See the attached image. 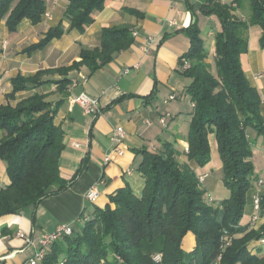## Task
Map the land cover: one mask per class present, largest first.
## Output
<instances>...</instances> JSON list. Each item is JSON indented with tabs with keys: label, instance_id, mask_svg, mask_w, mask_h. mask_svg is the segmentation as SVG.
<instances>
[{
	"label": "trees",
	"instance_id": "16d2710c",
	"mask_svg": "<svg viewBox=\"0 0 264 264\" xmlns=\"http://www.w3.org/2000/svg\"><path fill=\"white\" fill-rule=\"evenodd\" d=\"M249 1L247 20L236 16L237 8L223 0H209L206 5L207 13L215 15L221 25L215 32L214 62L197 19L185 29L191 46L182 58H188L191 65L182 74L194 102L186 155L198 166L208 164L209 135L215 134L230 191L221 207L205 200L198 175L179 162L180 150L168 142L163 152L142 151L139 170L145 187L141 195L129 186L119 189L110 204L97 207L71 235L55 241L41 264H59L62 255L64 264H264V245L259 242L264 223L255 228L251 221L243 222L248 192L255 182L249 129L264 137L262 98L241 61L251 25L261 27L264 48V0ZM105 2L69 0L65 16L71 28L84 32ZM188 6L192 8L189 0ZM46 10V0H0V25L6 19L8 29L16 31L26 18L33 24L42 21ZM64 33L60 22L27 51L44 47ZM132 39L128 27H106L101 45L83 48L80 59L71 65L11 79L7 103L0 104V159L6 161L10 178L0 189V218L36 207L69 185L60 173L65 133L56 121L64 99L53 103L38 88L55 83L66 95L70 79L44 75H66L84 65L96 71L112 61L114 53L128 48ZM261 208L264 212V198ZM189 233L195 236L191 251L184 246ZM158 254L160 260L155 259Z\"/></svg>",
	"mask_w": 264,
	"mask_h": 264
},
{
	"label": "crops",
	"instance_id": "0c3cea01",
	"mask_svg": "<svg viewBox=\"0 0 264 264\" xmlns=\"http://www.w3.org/2000/svg\"><path fill=\"white\" fill-rule=\"evenodd\" d=\"M189 2L192 8L188 6V0H106L104 8L94 12V21L84 32L72 29L65 16L69 0H46L52 18L44 17L37 24L26 18L16 31L8 29L6 19L2 21L0 104L7 103L6 93L12 89L13 77L18 74L31 76L40 70L71 65L80 59L83 48L101 45L106 27H128L133 39L128 48L114 53L113 60L96 71L84 65L66 75H44V78L70 79L66 95L58 90L55 83L38 88L48 93L47 100L53 103L64 99L56 121L65 133L60 173L69 185L45 197L36 207L30 206L18 214L0 218V264H27L32 257L35 249L26 245L18 235L20 230L38 242L44 233L55 230L60 224L78 229L85 217L92 216L97 207L104 208L110 204V197L125 186L141 195L145 187V178L139 170L142 151L163 152L168 142L180 150V163L188 164L198 176L207 175L202 187L206 196L213 199V204L221 207L222 203L216 204L213 195L221 189L224 177L215 134L209 135L211 161L208 164L198 166L186 155L194 102L187 93L188 81L181 66L182 56L191 46L185 29L195 18L210 52L215 49V32L221 25L215 15L207 13L209 0ZM223 2L233 4L237 8L234 13L239 18H249V0ZM60 22L65 29L61 37L31 53L27 51ZM261 36L260 26L249 27L248 48L241 55V61L251 84L261 95L264 116V48ZM82 92L99 99L101 111L96 116L86 114L76 102L75 98ZM171 95L175 97L172 99ZM162 117H166L165 123H161ZM118 125L126 131L125 151L122 155L112 153V160L106 163L105 155L111 150V136ZM248 134L252 139V159L258 164L254 181L261 179L264 182V137L254 129H249ZM2 136L3 131L0 130V138ZM9 183L7 163L0 159V189ZM94 183H98L100 192L96 202L86 197ZM254 193L252 187L247 196V222L255 212ZM262 193L264 195V184ZM263 223L264 212L261 210L258 224ZM191 239L189 236V247ZM186 244L185 238L184 246Z\"/></svg>",
	"mask_w": 264,
	"mask_h": 264
},
{
	"label": "built area",
	"instance_id": "2783aa9c",
	"mask_svg": "<svg viewBox=\"0 0 264 264\" xmlns=\"http://www.w3.org/2000/svg\"><path fill=\"white\" fill-rule=\"evenodd\" d=\"M44 17L51 19L52 13L50 10H46L44 13ZM137 34V32H135ZM191 65V61L188 58H182V70H186ZM174 95H171L170 98H174ZM76 102L81 105L84 112L88 115H94L96 116L98 113H100V102L99 99L93 96H90L86 92H82L75 98ZM150 124V121H147ZM166 122V117L161 118V123ZM126 137V131L122 125H118L113 130L111 140H112V147L109 153L105 155L104 161L106 163L110 162L112 160V153H117L119 155H122L125 151L124 148V139ZM79 145V144H77ZM130 173V171H128ZM206 174H201L198 176V179L200 182H203L206 178ZM263 180H258L255 182L253 188L255 189V193L253 195V203H254V209L255 212L252 214L251 223L252 225H255L258 223V220L260 219V212L262 210L261 204L262 200L264 198V195L262 193L263 188ZM99 187L98 183H94L89 188L88 192L86 193V197L92 201L96 202L99 197ZM210 201H213L212 198H210ZM90 216H87L84 218V220H88ZM73 233V228L69 224H60L55 230L44 233L36 242L34 239H32L28 234L20 230L18 232V235L25 240L26 245L34 247V253L32 257L28 260L27 264H41L43 259L45 258L46 254L49 252L51 246L53 243L60 238H62L65 235H71ZM260 244L264 245V236L259 240ZM156 260L161 259V254H158L155 256ZM59 264H64V261H59Z\"/></svg>",
	"mask_w": 264,
	"mask_h": 264
},
{
	"label": "rangeland",
	"instance_id": "374dc122",
	"mask_svg": "<svg viewBox=\"0 0 264 264\" xmlns=\"http://www.w3.org/2000/svg\"><path fill=\"white\" fill-rule=\"evenodd\" d=\"M206 30L208 31V27L206 28ZM214 58H215V49L214 50H211V52H210V61L211 62H214ZM213 71H214V69H213ZM39 90V89H38ZM41 91V90H40ZM41 92H43V91H41ZM13 104H16V101H14V102H12ZM252 158H253V155H252ZM252 162H253V164H254V174H256V173H258V164L255 162V160H253L252 159ZM205 181V180H204ZM204 181L203 182H200V180H199V182H200V184H201V186H202V184L204 183ZM229 194H230V191H229V189L226 187V184H225V180H224V177H223V179L221 180V189H219L218 190V192H216V193H214L213 195H214V200H216V204H218V203H222V201L225 199V198H227L228 196H229ZM205 200L208 202V203H210L211 201H210V198L209 197H207L206 195H205ZM244 221L245 222H247L248 221V216H244ZM258 222H259V220H258ZM261 224H255V225H252L253 227H255V228H257V227H259ZM189 236H192V239H191V246L189 247L188 246V237ZM186 239H187V244H186V246H185V248H186V250H188V251H191L192 249H193V247H194V245H195V236H194V234L193 233H190V235H188L187 237H186ZM63 258H64V256L62 255L61 257H60V261L61 260H63Z\"/></svg>",
	"mask_w": 264,
	"mask_h": 264
}]
</instances>
